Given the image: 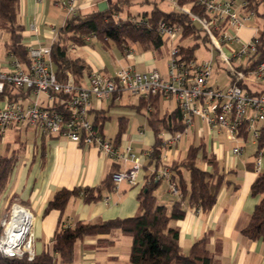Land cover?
<instances>
[{
    "label": "crops",
    "instance_id": "obj_1",
    "mask_svg": "<svg viewBox=\"0 0 264 264\" xmlns=\"http://www.w3.org/2000/svg\"><path fill=\"white\" fill-rule=\"evenodd\" d=\"M64 1L19 0L17 21L23 27L22 42L27 49L39 45L51 46L57 39L58 30L67 19ZM102 1L107 2V0H78L77 13L91 12ZM139 2L140 0L137 1ZM233 2V8L237 13L245 15L242 0H233ZM259 11L264 14V5ZM132 14L135 16L136 13L132 12ZM263 32L264 17L252 13L238 32V36L241 41H247ZM8 38V33L0 29L1 69L8 68L10 63V55L5 49ZM94 41L101 42L94 36L81 46L69 42L70 56L82 59L87 65V70L83 71L79 84H86L87 77L92 71L111 75L120 66H131L138 70L136 66L141 65L142 70L138 71L156 68L151 50L141 51L135 58V45L129 46L132 51L131 56H126L124 48L121 49L125 59L134 63H118L115 67H111L106 63L104 55L95 48ZM100 44L109 47L111 43ZM78 52L80 54H77ZM247 66L248 61H244L237 68L248 72L251 69L246 70ZM68 74L67 77L75 80L71 73ZM247 85L252 89L262 87V84H253V82ZM14 90L12 92L15 93V99L23 103L38 98L43 105L48 104L44 93L38 94L37 97L29 89ZM5 97H8L6 93L0 95V104L4 102ZM130 97L131 95L122 94L104 101L92 99L89 117L92 122L97 120L98 124H101L102 135L112 141L124 126L115 144L119 148L131 147L136 154L145 150L150 152L148 156L141 157L142 166L136 185L122 181L116 189H103L101 197L90 202L85 201L82 194H76L69 198L62 212L52 209L44 213L47 202L59 189L93 188L99 185L113 169L121 171L128 168L131 163L115 162L102 155L95 147L77 144L64 135L42 134L31 125L14 123L1 134L0 153L14 154L16 161L0 197V221L5 217L11 204L22 205L33 217L29 249L34 255L51 251L52 237L62 224L72 225L76 221L92 223L98 220L127 218L137 214L139 192L150 182L155 171L162 165L167 164L170 167L174 161L184 159L190 145H202V149L208 155L214 156L220 172L224 174L228 183L221 186L216 201L209 211L203 212L184 206V217L170 222V225L178 230L179 247L183 252H187L197 239L207 235L206 247L220 264H264V242L251 240L241 233V229L247 225L255 205L262 197L251 194V185L257 177V173L253 170L256 145L248 139V135L244 136L247 137L244 143L231 141L221 132L210 129L199 118H195L188 134L182 136L172 146H165L164 139L173 133L159 131L158 135L162 138L163 146L159 155L152 157L151 152L157 139V132L148 122V115L153 107L141 101L144 97L139 99ZM166 100L169 102L171 99L159 100L160 115L176 107L172 100L171 106L168 104L165 106ZM120 105L124 106L123 110H119ZM237 144L243 146L240 154L232 152V148ZM198 157L200 158V154ZM197 164L205 170L210 169L203 160H199ZM182 173L184 178L188 177L186 170ZM260 173H264V156ZM153 194L159 204L168 208L178 198L171 193L165 179L159 180ZM130 246L131 237L117 229L105 234L85 236L74 243L73 259L68 264H129ZM54 256L55 261L52 264H66L56 255Z\"/></svg>",
    "mask_w": 264,
    "mask_h": 264
},
{
    "label": "built area",
    "instance_id": "obj_2",
    "mask_svg": "<svg viewBox=\"0 0 264 264\" xmlns=\"http://www.w3.org/2000/svg\"><path fill=\"white\" fill-rule=\"evenodd\" d=\"M78 0H65L63 6L67 19L77 14ZM204 5L207 19L192 14L187 7L178 5L177 0H170V8L189 14L200 23L208 34L212 47L217 51L220 60L229 67L230 85L221 89L209 84L213 73L210 59L183 58L175 44L181 28L159 21L157 32L169 42L166 74L162 75L156 68L138 71L131 66H120L113 74L92 71L86 84H79L67 77L60 82L54 72L51 61V46L39 45L28 48L29 63L25 68L13 55H10L9 67L0 68V95L7 86L15 90L29 89L34 95L44 93L47 105L35 98L28 103L19 99L5 100L0 104V134L14 123L28 124L39 133L64 135L71 141L83 146H93L102 155L115 162L131 164L124 170L112 173V189H116L122 181L130 185L137 184V177L142 166V156L150 152L145 150L136 154L131 147L119 148L112 140L106 139L89 117L92 99L104 101L127 94L138 97L159 95L163 99H171L179 109L183 129L164 139L165 146L176 144L182 136L188 134L194 119L199 118L210 129L221 132L228 140L244 143L248 139L256 145L253 159V170L261 172L264 156V141H260L264 133V95L249 94L240 83L263 84L264 60L245 72L233 67L231 59L248 61L257 51L258 37L241 41L238 32L252 13L240 15L233 8V0H197ZM225 22V25L223 24ZM93 35L84 37L89 41ZM222 43L239 42V48L227 54ZM126 56H131L129 47L124 48ZM68 74V73H67ZM69 75V74H68ZM245 135H248L244 138ZM243 150L241 144L232 148L234 154ZM171 171L167 164L160 166L153 174L154 180L165 179L171 193L178 196L176 182L170 178ZM17 207V208H16ZM16 209L32 214L18 203L10 205L8 213L0 221V254L8 257H22L30 260L34 253L29 249L31 241V223L27 220L12 229ZM33 219V217H32ZM23 224H26L22 227Z\"/></svg>",
    "mask_w": 264,
    "mask_h": 264
},
{
    "label": "trees",
    "instance_id": "obj_3",
    "mask_svg": "<svg viewBox=\"0 0 264 264\" xmlns=\"http://www.w3.org/2000/svg\"><path fill=\"white\" fill-rule=\"evenodd\" d=\"M139 0H107L106 9L98 8L88 13H77L66 19L64 25L58 30L57 39L51 45V61L57 79L64 82L67 73H71L76 83L83 71L87 70L86 63L69 54V44L81 46L87 43L84 37L93 35L104 44H113L118 49L136 45L142 51L160 52L166 41L158 32L157 24L163 21L167 25L181 28L179 41L192 40L186 46L176 43L179 53L183 58H196L195 51L199 47V40L210 42L208 34L202 29L199 22L177 9L165 10L157 4L156 0H140L142 3L151 4L149 10L138 12L133 16L130 7ZM19 0H0V29L8 33L9 38L5 43L7 54L13 55L25 68L28 67V49L22 42L23 27L17 21ZM244 14L252 12L254 15L264 17L259 8L264 5V0H242ZM181 7L189 8L190 12L201 19H207L208 14L204 5L197 0H177ZM225 25V22L223 23ZM257 51L248 60L246 70L252 69L264 60V32L257 36ZM70 42V43H69ZM240 85L252 95H264V83L261 88L252 89L247 84ZM13 87L7 86L5 93L9 99H15ZM15 91V90H14ZM160 96L151 95L141 98L143 103L153 107L148 115V122L157 132V139L151 152L152 157L159 155L162 138L159 131L176 133L183 129L180 111L177 107L163 115L158 110ZM101 132V124L93 121ZM124 126L118 131L113 140L117 144L118 137ZM0 134V142H1ZM260 141H264V133ZM200 154V158L198 155ZM203 160L209 170L198 166V161ZM16 161L14 154L0 153V197L7 185L8 179ZM170 178L176 182L178 198L170 208L157 202L153 194L158 181L153 178L145 184L138 196L139 210L132 217L98 220L96 222L76 221L72 225H60L51 240V251L36 254L32 259L26 255L22 257H8L0 254V264H52L56 255L61 262L70 263L73 259L74 243L85 236L105 234L113 229L131 237L129 264H220L208 251L206 245L208 237L204 235L197 239L187 252H183L178 243V230L170 225L173 220L184 217V206L207 212L214 205L221 186L228 183L224 174L220 172L214 156L208 155L202 145H190L187 155L180 161H174L170 167ZM188 172L184 178L182 171ZM113 169L99 185L89 188H61L54 193L45 206L44 213L52 209L62 212L69 198L76 194H82L85 201H94L101 197L103 189L111 190ZM253 196L261 195V199L255 205L246 226L241 233L251 240L264 242V173L257 174L251 185ZM1 232V227H0Z\"/></svg>",
    "mask_w": 264,
    "mask_h": 264
},
{
    "label": "rangeland",
    "instance_id": "obj_4",
    "mask_svg": "<svg viewBox=\"0 0 264 264\" xmlns=\"http://www.w3.org/2000/svg\"><path fill=\"white\" fill-rule=\"evenodd\" d=\"M156 2L159 5V7L163 8L165 10H168L170 8V0H156ZM149 7H151V4L139 2V3L132 5L130 7V11L134 12V13H138V12H142L143 9H148ZM179 37H180V34L177 35L175 44L177 43L179 45L186 46V45L192 43V40H190V39H183V40L179 41ZM100 43L98 41H94V46L99 52H101L104 55L106 63L109 66L115 67L118 63H122V64L134 63V61H130V62L127 61L125 59L122 51L120 49H118L115 45L110 44V46L108 47V46H101L102 44H100ZM199 43H200V45L195 51V57L198 60L210 59L213 63V73L209 79V84L213 87H216V86L220 87L221 89L227 88L230 85V75L228 73L229 67H228L227 63L220 60V58L218 57L217 51L212 47V45L209 42L202 43V41L199 40ZM220 44L224 47V50L226 52H230V53H233V51L237 50L239 48V45H240L239 42L225 43V44L220 42ZM102 47H104V48H102ZM169 47H170L169 42H166L165 45L162 47L160 52L151 51V55H152L153 60L155 62V67L162 74H165V72H166V64L168 61ZM134 49H135V55L134 56L136 58L138 55H140L139 53L142 50H140L136 45L134 46ZM72 54L74 56V53H72ZM77 54H80V53L78 52ZM2 56H3V52H2ZM244 61H246V60H244ZM244 61L240 62V59H231L230 63L233 67H239L241 63H244ZM136 69L142 70L141 65L136 66ZM125 95H127V94H125ZM123 97H124V95H123ZM130 98L131 99H139L138 96H131ZM167 101L168 100H166L164 102L165 106L167 104L171 106L172 105L171 100H169V102H167ZM123 107H121V105H120L118 108H119V110H123ZM7 137H9V134L7 135ZM182 142H183V140H182ZM7 213H8V211H7Z\"/></svg>",
    "mask_w": 264,
    "mask_h": 264
},
{
    "label": "bare ground",
    "instance_id": "obj_5",
    "mask_svg": "<svg viewBox=\"0 0 264 264\" xmlns=\"http://www.w3.org/2000/svg\"><path fill=\"white\" fill-rule=\"evenodd\" d=\"M17 208V207H16ZM24 220L28 221V224L31 223L32 217L28 212H23V210L21 209H16L15 212V218L14 221L11 225L12 229L15 228V226L17 227L19 223H23ZM26 224H23L22 227H24Z\"/></svg>",
    "mask_w": 264,
    "mask_h": 264
},
{
    "label": "water",
    "instance_id": "obj_6",
    "mask_svg": "<svg viewBox=\"0 0 264 264\" xmlns=\"http://www.w3.org/2000/svg\"><path fill=\"white\" fill-rule=\"evenodd\" d=\"M106 7H107V2L106 1H102V2H100L97 5V8H98L99 11H102V10L106 9Z\"/></svg>",
    "mask_w": 264,
    "mask_h": 264
}]
</instances>
